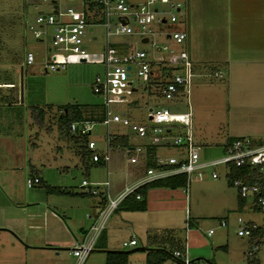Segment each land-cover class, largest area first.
I'll list each match as a JSON object with an SVG mask.
<instances>
[{
    "label": "rangeland",
    "instance_id": "374dc122",
    "mask_svg": "<svg viewBox=\"0 0 264 264\" xmlns=\"http://www.w3.org/2000/svg\"><path fill=\"white\" fill-rule=\"evenodd\" d=\"M49 1L0 0V82L11 81L13 85L11 89L0 88V91L13 93V99L17 103L12 109L18 115L19 122L17 123L29 125L27 126L28 151L31 148L29 144L32 142V150L29 151L32 157L30 156L29 163L32 164V171H36L42 178L41 184L27 189H24L23 184L22 192L26 193L30 201L31 223L40 228L49 229L61 246L57 250L58 255L54 258L58 259L57 262H49L46 259L47 256L22 247L19 257L14 256L15 262L19 261L20 264L70 263L72 257L67 255V251L71 246L73 236L81 238L77 235L78 229H82L93 219L89 212V205L93 199H99L98 196L85 193L87 187H80V181L94 183L93 187L98 193L103 192L105 187L101 185L105 180L104 163L101 162L102 165L83 161L73 153L74 143L63 135L59 113H57L59 109L62 110L64 104L78 105L82 114L90 116L92 120L87 139L94 143L96 152H103L105 127L97 121L102 114L101 99L90 89L93 77L102 69L98 61L104 39L103 28L95 24L92 26L91 34L86 35L85 43L89 52L86 61L66 64L63 68L54 71H44L40 58L49 45L50 28H47V36L42 42H36L26 26L37 11L48 12L50 10ZM58 1L66 2V0ZM178 1L181 3L179 13H177L181 21L178 24L179 28L188 30L187 24H190L191 20L197 23V29H189L195 54L199 57H220L226 48L227 16L229 12L232 13L237 8L230 7L227 11L218 4V0ZM214 26L218 32L217 37L212 29ZM212 32L214 38L211 37ZM91 35L95 36L94 40H88ZM126 38L135 42L136 48L144 49L152 59L159 56L167 57L163 50H157L148 43L141 44L135 36L132 38L109 37L113 40H127ZM156 39L160 40V37ZM212 48L214 51H211ZM24 50L35 53L33 63L27 66L21 63ZM20 64L22 66L21 101L18 98V66ZM206 65L196 73L198 75L193 76L188 96L192 131L196 144L200 145L198 149L200 160L221 156L222 142L226 136L264 134V105L260 104V98L255 92L245 95L251 105L248 106L250 104L248 102L243 104L244 108H241V99L238 98L239 95H235L238 84L226 85L225 69L219 67V71L216 72L220 73V77H213L212 72L214 71L211 65ZM228 76L230 77V74ZM132 87L133 91L130 87L121 90V94L117 95L123 96L121 101L110 105V110L124 113L132 122L146 123L147 107L163 106L171 113L186 111L184 99H176L174 102L164 101L155 96L150 83L134 80ZM32 109H39L43 112L41 120L36 115L33 116ZM108 129L111 134L125 135L129 145L141 143V140L135 137L127 127L111 124ZM179 150L172 146H160L157 147L156 153L161 158L168 156L177 158L181 152ZM125 155L121 148L109 149L106 175L111 196L117 189L115 184L119 185L127 172L123 167ZM214 170L217 173L215 180L210 178L208 169L192 172L188 178L185 194L181 192V188H178L173 193V199L165 200L162 193L152 198L149 192L145 201L150 209L154 206H170V201L177 202L180 209L171 213L167 220L160 217V214H151L152 212L146 213L147 216L144 215L146 217L139 212L126 213L128 216L132 214L130 218H126L127 223L122 224L121 220H117L113 224L110 232L111 246L114 249L129 251L131 247L124 249L120 246L121 241L127 240L129 235L132 234L135 238L136 247H140L146 245L144 240L146 234H159L168 230L182 240L188 258L210 260L212 257L216 264H252L256 257L258 262L255 263L264 264V244L254 254H248L252 238L236 235V230L240 225L236 222L237 217L244 222L251 221L262 226L264 224L263 214L257 210L248 209L249 201H246L245 206L239 209L236 204L235 189L224 183L227 180L224 168L216 166ZM46 186L57 187L63 193L47 192ZM154 189L149 188L151 191ZM221 189L227 193L223 197L219 195ZM224 197L225 202L222 200ZM163 201L166 203L164 204ZM44 209L57 214L58 220L64 227L54 217L42 213ZM188 214L190 219L197 223L186 227L184 219ZM192 215L195 218H192ZM110 216L107 217L104 226L108 223ZM220 220L225 222V226H218ZM207 229H212L210 236L205 234ZM95 244L96 241L93 250L87 254L83 264H86L98 252L99 249ZM131 252L133 251H129ZM176 263L170 257L164 264Z\"/></svg>",
    "mask_w": 264,
    "mask_h": 264
},
{
    "label": "built area",
    "instance_id": "2783aa9c",
    "mask_svg": "<svg viewBox=\"0 0 264 264\" xmlns=\"http://www.w3.org/2000/svg\"><path fill=\"white\" fill-rule=\"evenodd\" d=\"M46 1V0H42ZM48 12L37 11L26 29L36 42H42L49 32V45L45 48L40 62L44 71H54L66 64L84 62L89 57L86 35L91 34L95 24L103 28V44L100 52L101 72L96 74L91 82L92 93L100 97L102 115L98 120L104 127V150L98 153L94 150L91 140L86 142L90 151L91 161L108 162V141L113 135L109 133V125L117 124L127 127L131 133L141 140L139 144H128L124 147L127 161L130 164L139 162L144 165L145 147L172 146L180 149L178 157L168 156L161 158L153 153L151 156L154 166H143L142 177L132 185H123L114 196L107 191V178L101 183L103 192L98 193L94 183L80 181V187H87L85 193L98 196L101 205L94 215L91 224L81 238H74L67 254L73 258L71 264H82L87 254L93 250L94 243L102 231L105 221L119 202L127 195L144 184L175 174H184L185 193L189 182V175L200 169L210 170L209 176L216 178V166L225 170L227 184L235 189L236 195L242 201H249L251 208L264 214V134L260 136H238L224 144L222 155L208 160L198 157L199 146L194 141L191 111L189 105V89L195 75L188 54L182 46L186 39V32L178 27L177 13L181 3L178 0H50ZM127 36L137 37L139 43H148L155 49L163 50L167 57L162 56L149 59L147 52L136 48L133 41L113 40L109 37ZM160 37L161 40H157ZM91 35L88 40H94ZM144 39V42L141 40ZM163 39V40H162ZM169 41L172 45L168 44ZM178 47V48H177ZM35 53L24 50L21 63L24 66L33 63ZM219 72H212L213 77H220ZM140 80L152 84L156 97L169 102L184 99L185 112L171 113L166 107L159 106L147 111L146 123L132 122L122 112L110 110V105L121 101L123 96H117L121 90L130 87ZM57 113H61L59 109ZM90 120H76L67 123V131L79 134H89ZM179 150V151H180ZM233 168L240 169L239 176H229ZM107 171V170H106ZM107 174V172H106ZM38 177L26 175L25 188L38 183ZM96 185V184H95ZM138 199L139 194L134 193ZM264 219V218H263ZM240 224L236 230L238 236H249L252 243L248 254L258 251L261 243L264 244V224L258 226L252 222H244L239 217ZM218 226H225L220 220ZM187 227V224H186ZM206 236L212 234L207 229ZM136 244L132 237L121 241V248H130ZM178 264H215L202 258H188L184 247L181 250H172L170 253Z\"/></svg>",
    "mask_w": 264,
    "mask_h": 264
},
{
    "label": "crops",
    "instance_id": "0c3cea01",
    "mask_svg": "<svg viewBox=\"0 0 264 264\" xmlns=\"http://www.w3.org/2000/svg\"><path fill=\"white\" fill-rule=\"evenodd\" d=\"M218 4H220L223 8H226L227 11L230 10V7L237 8V10L234 9L232 13L229 12V15L227 16L226 21H228V36L226 40V48L224 52L222 51L223 54L220 57H199L197 54H195L194 48H192L193 43L191 36L189 35V29H197V23L191 20L190 24H187L188 30H184L186 32V39L183 44L184 46L182 45L181 47L185 49L190 58L192 70L195 74L194 77L198 75L196 73L200 72L199 70L201 67L207 66L206 64H208V66L211 65L212 71H219V67H223L227 74V79L225 81L226 85H230L231 83L238 84L235 95H239L238 98L241 99V108H244L243 104L245 105L249 102L245 95L250 94L251 92H255L256 96L260 98V104L264 105V2L262 0H218ZM240 9L242 11H240ZM212 29H214V32H216L217 37L218 32L216 31L215 26L212 27ZM212 36L214 38L213 32L211 34V37ZM166 42L171 46H174L169 41ZM211 51H214L213 48ZM148 58L152 59L149 56ZM229 74L230 77L228 76ZM6 87L7 89L13 88L11 81L0 82V88ZM16 103L17 101L13 99L12 92L0 91V264H20L19 261L15 262L14 256L18 255L17 257H19L22 247L27 250L32 249V251H37L38 253L47 256L46 259L49 260V262H57L58 259L56 260L54 258L58 255L57 250L61 248L60 243L58 239L54 237L51 232H49V229L44 227L40 228L39 226L31 223V211L29 210L30 201L27 198L26 193L23 194L22 192L24 184L23 180L26 175L34 174V176L38 177L40 182L42 181V178L36 171H32V164L29 163V160L32 157L29 155V151L32 150V142L29 144L31 147L29 148V151L27 149V126L29 125L25 123H17L19 122L18 115L16 114L15 110L12 109V107H14L13 105ZM250 105L251 103L248 106ZM15 116L17 118H15ZM238 136H226L223 139L222 148L230 137L234 138ZM15 141L17 142L16 145ZM74 148L75 146L72 148L73 153L76 154L77 149ZM156 149L154 150V153H156ZM26 165L28 166V169ZM104 166L106 179V165L104 164ZM143 166L144 165L141 158L139 159V162L130 164L127 161L126 154L124 157L123 167L127 172L125 174L124 180L119 183V185L115 184L117 189L112 194V196L117 194L123 185H132L137 182L143 175ZM216 178H214V180ZM224 183L226 184L227 180ZM108 185L107 191L109 194ZM150 187L155 189L151 191L149 190ZM178 188L170 189L168 187L149 186L146 188L145 194L143 196L145 204L144 210L127 211L116 208L112 213L109 214L111 215L110 219L100 232V234L103 233L104 236V249H99L98 252H96V254L92 256L86 264H104L105 250H119L114 249V247L111 246L110 232L112 230L113 224L117 220H121L122 224L127 223L126 218H130L132 214H129L128 216L126 213L139 212L142 216H144L146 213L152 212L151 214H160V217H164L167 220L171 213L180 209L179 204L175 201H170V206H154L153 209H150L145 201V198L148 193L151 192L152 198H154L157 194L160 196L162 193V196L164 195L166 198L165 200H167V198L173 199V193ZM24 189L27 188L24 186ZM219 192L220 197H223L227 194L223 192L222 189ZM182 193L185 194L184 192ZM109 196L111 195L109 194ZM225 197L222 199L224 202L226 201ZM238 199L239 198L237 197L236 204L238 205L239 209H242L245 206L246 201H240ZM99 201L100 198L93 199L89 205V212L93 217L100 208L101 201ZM238 201H240V204H238ZM163 202L164 204L166 203L165 201ZM248 209L255 211V209L251 208L250 205L248 206ZM43 211L44 212L42 213L50 215L60 222L57 217L58 215L54 212L48 211L47 209H44ZM191 217L195 218L194 215ZM263 218L264 214L262 216V220H264ZM92 220L93 219H91L90 223L88 225L86 224V226H84L82 229H78L79 231L77 235H80L79 237H82L85 234ZM184 220L185 225L187 224V227L197 223L190 219L189 214ZM61 225L63 224L61 223ZM62 227H64V225ZM132 237L133 236L131 234L128 236V239ZM74 238H76V236H73V239ZM136 246L137 245L135 244L129 250L133 252L127 254L126 264H144L145 250L141 249L143 246ZM67 255L70 256L69 254ZM254 259V261L258 262L256 257ZM166 260H164L161 264H164ZM210 261L216 264L212 257ZM72 262L73 258L68 264H71Z\"/></svg>",
    "mask_w": 264,
    "mask_h": 264
},
{
    "label": "trees",
    "instance_id": "16d2710c",
    "mask_svg": "<svg viewBox=\"0 0 264 264\" xmlns=\"http://www.w3.org/2000/svg\"><path fill=\"white\" fill-rule=\"evenodd\" d=\"M33 116L36 115L39 120L42 118L43 112L41 110L32 109ZM102 115V114H101ZM101 118V117H100ZM59 120L61 127L63 128V135L74 143L77 151L76 154L83 161H89L90 163L101 164L102 161H91L90 160V151L86 148L87 134H79L74 132L67 131V123L69 121L76 120H91L90 116H86L82 114L80 107L76 104H64L62 106L61 113L59 114ZM100 120V119H98ZM97 120V121H98ZM60 127V128H61ZM232 137L228 139L231 140ZM127 139L123 134H115L108 141L109 149H124L127 147ZM156 147H145L144 152V165L145 166H154V162L152 160V154ZM241 173L240 169L233 168L229 174V176H239ZM185 176L184 174H175L165 178H161L150 183L144 184L136 188L132 194L125 196L118 204L117 208L120 210L127 211H141L144 210L145 204L143 196L145 194V190L149 186H157V187H168L170 189L182 187L184 185ZM41 184L40 180H38L37 184ZM47 192L53 193H63L57 187L46 186L45 189ZM134 193L139 194V198H134ZM241 201V199H238ZM238 201V204H240ZM145 246L141 247L142 250H145L144 264H161L167 258H170V253L172 250H181L183 248L182 240L178 238L176 235L172 233V231H164L159 234H146L145 235ZM95 246L98 249H104V236L103 233L100 234L98 239L96 240ZM129 251L125 250H105V258L104 264H126V257ZM254 261V260H253ZM252 262V261H251ZM254 261L252 264H257Z\"/></svg>",
    "mask_w": 264,
    "mask_h": 264
},
{
    "label": "water",
    "instance_id": "95a60500",
    "mask_svg": "<svg viewBox=\"0 0 264 264\" xmlns=\"http://www.w3.org/2000/svg\"><path fill=\"white\" fill-rule=\"evenodd\" d=\"M145 40L142 39L141 42H144ZM21 69L22 66L21 64L18 66V70H19V78H18V98L21 101V95H22V75H21ZM150 108H147V111H149ZM147 118L149 119L150 116L148 115Z\"/></svg>",
    "mask_w": 264,
    "mask_h": 264
}]
</instances>
